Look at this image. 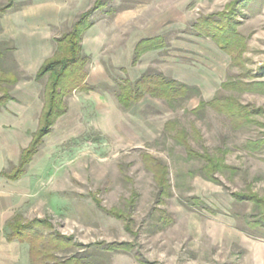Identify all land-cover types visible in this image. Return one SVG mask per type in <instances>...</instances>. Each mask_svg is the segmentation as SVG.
<instances>
[{
	"label": "rangeland",
	"instance_id": "obj_1",
	"mask_svg": "<svg viewBox=\"0 0 264 264\" xmlns=\"http://www.w3.org/2000/svg\"><path fill=\"white\" fill-rule=\"evenodd\" d=\"M97 1L104 6L95 9ZM35 2L64 18L60 36L91 12L81 51L88 58L85 83L95 88L66 97V113L27 166L26 196L11 211L22 221L46 220L80 244L56 252L59 259L264 264V0L0 6ZM217 14L240 36L231 52L195 27ZM156 36L165 46L136 60L137 43ZM148 75L189 90L173 100L145 94L122 108L120 82ZM213 100L219 108L207 103ZM113 242L131 246L111 251ZM27 252V244L17 245L19 264H28Z\"/></svg>",
	"mask_w": 264,
	"mask_h": 264
},
{
	"label": "trees",
	"instance_id": "obj_2",
	"mask_svg": "<svg viewBox=\"0 0 264 264\" xmlns=\"http://www.w3.org/2000/svg\"><path fill=\"white\" fill-rule=\"evenodd\" d=\"M104 4L97 1L95 9L103 7ZM12 7L11 3L0 6V16L6 13ZM90 11L83 13L73 23L70 30L63 33L56 39V51L52 57L44 61L39 68L36 78L39 79L47 76V82L43 90V109L39 118L38 129L33 133L30 145L23 150L21 154L19 167L14 171L12 177H17L22 172V167L27 164L37 152L43 138L50 132L51 127L56 120L66 112L65 98L74 90L89 91L91 86L85 83L87 56L82 54L81 40L83 33L92 26L90 21ZM217 21L204 19L196 23L195 27L202 35L212 38L219 47L225 52L233 51L234 43H238L240 36L237 35L233 28L232 21L228 20L225 25L222 14H217ZM214 22L220 25L214 27ZM163 40L160 36L145 38L140 40L134 51L137 60L144 52L164 47ZM14 83V79L0 70V107L9 98L7 89ZM129 84V85H128ZM119 93L117 94L118 103L122 108H129L145 94H150L165 100H173L178 96H184L189 90L185 84L179 83L174 79H169L163 75L142 76L133 81L130 85L128 80L118 85ZM215 105V100L207 102ZM211 167L215 163L210 158ZM211 175V171L207 170ZM210 178H212L210 176ZM159 184L164 185V180H158ZM239 199L251 198L244 195H237ZM10 228V238L17 239L20 242H26L29 245V264H93L81 255H74L66 259H59L56 252L66 247L80 246L79 243H73L70 237H65L52 231L49 222L43 219H32L22 221L17 218L8 225ZM45 231L48 233L45 234ZM129 243H111L107 248L111 251L128 250Z\"/></svg>",
	"mask_w": 264,
	"mask_h": 264
},
{
	"label": "crops",
	"instance_id": "obj_3",
	"mask_svg": "<svg viewBox=\"0 0 264 264\" xmlns=\"http://www.w3.org/2000/svg\"><path fill=\"white\" fill-rule=\"evenodd\" d=\"M36 2L35 5L11 7L0 16V70L14 79V83L7 86L9 98L0 107V264L21 263L16 253L17 245H28L11 239L8 225L19 217L11 209L20 205L26 196L23 178L32 158L17 177L12 175L19 167L23 150L30 145L32 135L38 129L43 109L47 76L37 79V72L55 53L59 30L64 29V18L57 11L49 10L48 5H36ZM86 84L91 86V90L95 88L88 82ZM27 254L29 264V245Z\"/></svg>",
	"mask_w": 264,
	"mask_h": 264
}]
</instances>
